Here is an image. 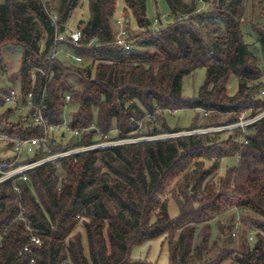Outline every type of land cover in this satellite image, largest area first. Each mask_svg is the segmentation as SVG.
I'll use <instances>...</instances> for the list:
<instances>
[{"label": "trees", "instance_id": "16d2710c", "mask_svg": "<svg viewBox=\"0 0 264 264\" xmlns=\"http://www.w3.org/2000/svg\"><path fill=\"white\" fill-rule=\"evenodd\" d=\"M166 1L175 20L153 29L147 0H124V10L143 29L128 38L133 47L127 50L116 43L111 23L117 0H89L78 45L55 41V35L66 31L81 0H57L53 7L50 0H2L0 69L3 52L21 47L15 84L24 100L33 92L39 101L45 89L43 112L50 125L62 122L70 94L69 125L80 135L66 147L184 130L166 124L140 132V120L158 110L228 115L202 128L237 123L245 110L264 111V25L244 23V0H213V8L201 13L194 2ZM244 24L252 28L255 50L245 40ZM55 47L59 52L52 59ZM200 67L206 68L205 80L196 96L185 97L183 79ZM233 74L239 81L231 95ZM12 84L1 91L0 106L7 105L3 94ZM31 111L8 106L0 113L6 152L16 139L42 134V127L29 121ZM192 129L199 128H186ZM223 132L230 133L225 140ZM224 158L234 163L220 175ZM76 159L63 160V174L45 165L31 170L28 180L0 186V264H159L131 252L162 236L169 243L168 264H264V117L245 132L236 127L116 143ZM233 208L253 214L244 229L255 231L256 241L249 245L243 237L239 248L215 253L209 222ZM227 239L234 244L230 234Z\"/></svg>", "mask_w": 264, "mask_h": 264}, {"label": "rangeland", "instance_id": "374dc122", "mask_svg": "<svg viewBox=\"0 0 264 264\" xmlns=\"http://www.w3.org/2000/svg\"><path fill=\"white\" fill-rule=\"evenodd\" d=\"M46 1V0H45ZM50 4L53 7L57 0H50ZM188 2H194L197 6V12H207L211 10L213 0H187ZM2 0H0V3ZM245 4V16L244 23H258L264 25V0H244ZM125 3L124 0H117L116 14L111 20L113 30L118 34V25L116 23L117 19L120 17H125L127 36H137L143 33V29L138 27L134 17L131 12H126L124 10ZM147 14L152 20L151 28L159 29L166 26L175 20V16L170 14L169 6L166 0H147ZM90 16L89 10V0H81L79 6L74 10L72 16L67 22V26L70 28H76L79 26L81 21H87ZM158 19L156 22L155 19ZM242 29L245 32V40L251 44L252 49L256 48V38L252 33V28L244 24ZM257 45V44H256ZM258 46V45H257ZM258 52V50H256ZM3 57L5 60V68L0 69V95L2 94L3 88L8 86L9 83H17L19 81L18 69L20 67V61L22 57V48L16 47L14 49H6L3 52ZM90 62V61H89ZM95 67V66H94ZM206 76V68H197L194 72L186 75L183 79V95L185 97H193L198 94L200 86L203 84ZM264 81V79H262ZM238 77L233 74L228 83L229 94L233 95L238 90ZM9 105L0 106V113L4 112ZM71 106H67L64 111L67 113L66 119L69 120L68 114L71 110ZM155 117L150 118L146 116L140 120V132L150 131L151 128L158 126V128H163L164 125L168 124L171 128H182L184 130L180 132H165L158 133L154 135H145L138 137H131L127 139H112V144L116 143H127L133 141H139L144 139H156V138H167L179 134H187L192 132H201L196 129L186 130L191 126L202 128L207 125H215L217 122H222L226 120L228 115L218 114L207 115L202 109H191V108H180L176 111L169 110H158ZM12 118H16V114H13ZM137 118V117H136ZM117 130L113 129L111 132L112 137L117 135ZM230 133H221L220 139L225 140ZM72 134L67 132V135L62 136L59 133H55L56 144L60 142H67L70 140ZM69 138V139H68ZM120 140L123 142H120ZM5 141L0 139V157L7 158L6 156L9 152H6V147L4 146ZM234 163L233 158H224L221 160V167L219 174L223 175L225 173L226 167ZM206 164H210L206 162ZM170 212L172 215H176L178 208L175 204L171 194H168ZM249 214L247 211H240L238 208L228 209L225 212L216 215L209 223L212 225V242H213V252L218 250H224V252L234 250L240 247L239 240L241 238L247 239L249 245H253L256 241L255 231L245 230L244 227L248 226ZM244 217H243V216ZM253 215V214H252ZM245 218V220L243 219ZM223 229L226 228V229ZM77 229L83 231L82 227L79 225ZM235 233V235H234ZM229 234L233 238V245L229 244ZM226 248V249H224ZM169 243L168 239L165 237H160L155 240H151L142 245L136 246L132 249L131 256L133 258H147L151 261H157L159 264H168L169 262ZM233 257V256H232ZM231 261V260H230ZM229 261H226L228 263Z\"/></svg>", "mask_w": 264, "mask_h": 264}, {"label": "built area", "instance_id": "2783aa9c", "mask_svg": "<svg viewBox=\"0 0 264 264\" xmlns=\"http://www.w3.org/2000/svg\"><path fill=\"white\" fill-rule=\"evenodd\" d=\"M56 16H53V21L55 23ZM126 18L120 17L117 19L116 23L118 25V34L116 35V43L122 46L123 48L129 50L133 47L132 43L128 41L127 28H126ZM157 22L158 19L156 18ZM82 38L81 29L70 28L67 26V29L63 33H58L55 35V41L70 39L75 45H78ZM96 42V39L93 38L90 44ZM59 50L57 47L52 49L51 58H56ZM66 56L72 58L76 62H82V57L73 54L69 51H65ZM264 79V75L262 77ZM262 94L264 95V81L262 85ZM45 98L46 92L45 89L41 94L39 101L34 100L33 92H29L26 100H24L19 91V86L15 83L9 89V92L3 94V102L9 106H15L18 111L24 112L27 110H32L29 115V121L36 125L40 126L43 129V132L39 136L16 139L14 141L12 149H10L7 158H3L0 161V186L8 180L22 179L28 180L29 172L31 170L37 169L45 165H54L57 168V172L63 174L62 162L65 159L73 158L76 159V155L85 152L87 150L106 147L112 145V139L98 140L88 144L74 145L66 147L70 142L73 136H79L80 131L78 129H71L69 125V120L66 119V112L64 111L63 120L61 123L50 125L47 118L44 115L43 109L45 108ZM70 94L66 95V106L70 103ZM264 117V111L251 115L247 110L243 111L240 117V120L234 124L228 125H217L207 128L196 129L198 131H217L223 129H232V128H241L243 132L247 130V127ZM67 132H70V140L67 142H60L56 144L55 133L62 134V136L67 135ZM68 138V139H69ZM120 142H123V140ZM5 145V143H4ZM18 191L20 189L16 187ZM235 235V233H234ZM32 240L36 243H40V239L33 236ZM25 249L28 250L29 246H25Z\"/></svg>", "mask_w": 264, "mask_h": 264}]
</instances>
